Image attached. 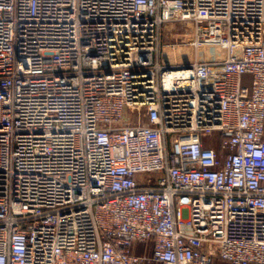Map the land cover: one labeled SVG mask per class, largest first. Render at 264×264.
<instances>
[{
	"label": "built area",
	"instance_id": "obj_1",
	"mask_svg": "<svg viewBox=\"0 0 264 264\" xmlns=\"http://www.w3.org/2000/svg\"><path fill=\"white\" fill-rule=\"evenodd\" d=\"M214 258L264 264V0H0V264Z\"/></svg>",
	"mask_w": 264,
	"mask_h": 264
},
{
	"label": "rangeland",
	"instance_id": "obj_2",
	"mask_svg": "<svg viewBox=\"0 0 264 264\" xmlns=\"http://www.w3.org/2000/svg\"><path fill=\"white\" fill-rule=\"evenodd\" d=\"M193 25L189 23L169 24L164 36L165 44H176L174 47H165L164 51L174 61L193 60L206 58L212 54V49L208 46H193L191 42L194 40ZM249 84V80L245 81ZM220 264V263H218Z\"/></svg>",
	"mask_w": 264,
	"mask_h": 264
},
{
	"label": "trees",
	"instance_id": "obj_3",
	"mask_svg": "<svg viewBox=\"0 0 264 264\" xmlns=\"http://www.w3.org/2000/svg\"><path fill=\"white\" fill-rule=\"evenodd\" d=\"M218 263H220V264H228L226 261H224L222 259L214 258L212 264H218Z\"/></svg>",
	"mask_w": 264,
	"mask_h": 264
},
{
	"label": "bare ground",
	"instance_id": "obj_4",
	"mask_svg": "<svg viewBox=\"0 0 264 264\" xmlns=\"http://www.w3.org/2000/svg\"><path fill=\"white\" fill-rule=\"evenodd\" d=\"M166 57H168V58H171L172 59V57L168 54V51H166Z\"/></svg>",
	"mask_w": 264,
	"mask_h": 264
},
{
	"label": "water",
	"instance_id": "obj_5",
	"mask_svg": "<svg viewBox=\"0 0 264 264\" xmlns=\"http://www.w3.org/2000/svg\"><path fill=\"white\" fill-rule=\"evenodd\" d=\"M186 66H187V67L189 66L188 63H186Z\"/></svg>",
	"mask_w": 264,
	"mask_h": 264
}]
</instances>
